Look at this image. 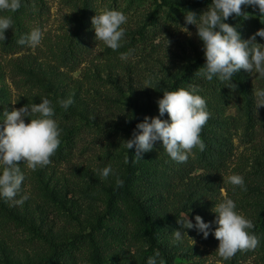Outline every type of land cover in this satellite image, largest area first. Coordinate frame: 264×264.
Segmentation results:
<instances>
[{"label": "rangeland", "instance_id": "rangeland-1", "mask_svg": "<svg viewBox=\"0 0 264 264\" xmlns=\"http://www.w3.org/2000/svg\"><path fill=\"white\" fill-rule=\"evenodd\" d=\"M87 1H91V13L82 17V6ZM39 2L47 8L46 14H41L36 5L25 13L21 8L15 13H0L12 16L20 37L36 27L43 33L38 46L22 45L14 54H3L0 42V130L5 110L48 98L54 107L53 118L62 130L61 143L66 144L70 138L72 157L59 165L38 166L35 170L24 161L18 162L25 180L16 199L21 195L29 198L22 206L3 198L8 210H0V264H37L46 260L55 246L88 233L96 224L107 210L108 190L118 188L117 177L122 181L127 177L125 141L129 140L130 121L153 106L160 92L189 65L205 57L196 26L185 24V17L189 11L199 16L212 0H137L134 5H128L127 0L120 6H115L113 0ZM195 6L198 7L194 9ZM105 9L121 11L127 17V23L122 25L126 29L122 47L116 51L96 40L91 23V18ZM243 11L251 13V17L233 15L224 22L243 26L260 17L258 9L244 7ZM12 29L13 25L5 30L6 37ZM259 44L264 45V39ZM63 49L69 50L73 58V70L63 67ZM130 50L128 58L122 60L120 54ZM244 74L249 78L248 91H252L253 117L250 125L243 118V128L233 137L235 150L224 175L226 188L209 206L211 213L216 204L229 198L235 202L236 211L244 215L243 210L258 209L264 194V185L254 183V174L264 172V107L257 110V115L254 96L255 90H264V77L254 72ZM69 97L74 103L65 111L57 101ZM236 106L231 103L228 113L236 112ZM29 120L25 117V122ZM251 136L254 138L249 140ZM109 164L113 174L102 180L100 170ZM2 170L0 165V174ZM233 174L243 176L246 191L227 182ZM53 197L58 199L54 202ZM46 202H51L52 209ZM183 241L184 252L196 249L191 261L179 258L177 262L221 264L216 252L219 242L210 248L188 236ZM110 255L119 260L125 252L112 249ZM120 264L125 262L121 260ZM245 264L260 262L254 257Z\"/></svg>", "mask_w": 264, "mask_h": 264}, {"label": "trees", "instance_id": "trees-1", "mask_svg": "<svg viewBox=\"0 0 264 264\" xmlns=\"http://www.w3.org/2000/svg\"><path fill=\"white\" fill-rule=\"evenodd\" d=\"M113 1L115 6H120L127 0ZM135 1L137 0H128L127 4L134 5ZM90 2L87 1L85 6H82V17L91 13ZM35 5L39 7L41 14L47 13V8L39 0H21L20 8L22 13H25L27 8ZM238 21L241 22L242 19L239 18ZM227 23L236 28L242 40H247L258 30L264 29V16L255 18L251 24L245 22L243 26ZM16 27L14 23L13 29L8 31L9 36L2 42L3 54L17 53L22 47L17 44L20 35L16 32ZM262 39L264 38L257 36L256 42L259 43ZM62 53L63 67L73 70V58L69 50L63 49ZM205 63L206 59L202 57L189 65L158 97V100L161 99L165 90L189 89L190 85L198 88L195 94L205 99L207 110L211 114L201 132V139L206 144L205 151L193 149V155H188L185 163H177L163 150L162 142L157 141L153 150L142 153L139 162H132L135 159V146L127 149L130 159L126 165L127 177L123 181V187L108 190L107 210L98 217L88 233L55 246L50 256L37 264H120L121 260L125 264H147V259L157 251L160 252L157 259L163 258L166 264H185L182 261L177 262V259L191 261L194 255L191 253L196 249L188 248L186 252L189 254H185V236L205 247L214 248L218 245L219 241L212 234L217 227L214 223L217 214L211 213L209 206L217 200L221 189L226 188L224 175L228 173V162L234 155L233 137L243 128V118L246 117L247 124L250 125L253 117L250 110L253 97L252 91H248L250 83L248 76L244 74L245 70L241 69L232 77L231 83L236 85L233 91L218 77L214 76L208 81L196 75ZM231 103L237 104L234 113H228ZM25 105L24 102L18 104L19 108ZM145 116H159L158 104L146 107L130 121L127 130L129 139L134 131H138L136 125L143 122ZM160 118L169 120L167 113ZM25 123H30V120ZM252 134L255 135L256 132ZM250 138L254 136L248 137L249 140ZM70 143L69 137L66 144L61 143L55 155L51 157L52 162L47 166L52 167L69 161L72 157ZM254 175L255 185L263 186L264 172H256ZM53 199L55 202L58 197ZM46 206L52 209L51 202H46ZM0 210H8L3 197L0 199ZM243 213L255 226L250 231L259 237V246L254 251H238L227 261L219 257L221 264H245L254 257L260 264H264V194L257 210H243ZM196 215L201 216L205 223L211 222L207 239L195 228H182L178 223V219L187 217L195 224ZM109 222L111 224L108 225ZM176 230L186 233L180 241L174 240L173 231ZM112 249L122 250L125 255L119 260L114 259V256L110 255Z\"/></svg>", "mask_w": 264, "mask_h": 264}, {"label": "clouds", "instance_id": "clouds-1", "mask_svg": "<svg viewBox=\"0 0 264 264\" xmlns=\"http://www.w3.org/2000/svg\"><path fill=\"white\" fill-rule=\"evenodd\" d=\"M20 7L21 0H0V13H15ZM244 7L258 9L260 16H264V0H212L208 9L199 16L189 11L185 17V24L196 26L206 59L205 65L195 74L208 81L214 76L218 77L233 91L236 85L231 83L232 77L241 69L264 77V45L256 42L257 36L264 38V29L258 30L249 39L242 40L236 28L224 22L233 15L249 19L252 14L243 11ZM13 23L11 15H0V42L6 40L5 30L12 28ZM91 23L96 40L102 41L113 51L122 47L121 41L126 32L122 25L127 23L124 13L105 9L93 16ZM185 29L187 32L188 29ZM42 37L41 29L36 27L29 34L21 36L17 44L34 48L41 43ZM130 54L131 50L121 53L120 58L126 60ZM189 89L165 90L163 97L156 102L159 116H145L143 122L136 125L138 131H134L132 138L125 141L128 150L135 146V159L132 162H139L142 153L153 150L157 141L162 142L163 150L177 163H185L193 149L205 151L206 144L201 139V132L211 114L207 110L205 99L195 94L198 88L190 85ZM254 96L258 115L257 110L264 107V90H255ZM57 103L66 111L74 101L69 97L59 99ZM165 113L169 120L160 118ZM54 115V107L48 98H42V102L38 104H27L3 113L4 127L0 130V165L3 166L0 174V197L13 201L14 205L22 206L29 198L28 195H21L16 199L25 180L18 162L24 161L32 170L38 166H47L61 144L62 130L53 118ZM25 117L30 118V123H25ZM124 162H130L128 156H125ZM99 174L102 180L107 179L113 174L111 165L104 167ZM227 182L247 190L244 178L239 174L229 176ZM116 186L123 187V181L119 177L116 178ZM212 211L217 214L214 221L217 227L212 234L219 241L216 252L222 260L233 258L238 251H254L259 246V237L250 231L255 227L253 222L236 211V204L232 199H224ZM178 223L182 228H195L203 233L205 239L209 235L211 222L205 223L199 215L195 216V224L187 217L178 219ZM184 234L186 233L179 230L173 231L174 240L180 241ZM159 257L160 252L157 251L147 259V264H166L163 258L158 260Z\"/></svg>", "mask_w": 264, "mask_h": 264}]
</instances>
